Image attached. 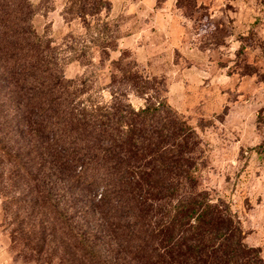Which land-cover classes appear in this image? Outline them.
<instances>
[{"label":"trees","instance_id":"obj_1","mask_svg":"<svg viewBox=\"0 0 264 264\" xmlns=\"http://www.w3.org/2000/svg\"><path fill=\"white\" fill-rule=\"evenodd\" d=\"M68 3L85 18L103 1ZM35 15L0 0V208L23 247L46 264H264L199 187L194 128L160 95L139 109L118 89L94 98L64 70L86 50L38 33ZM125 58L119 83L149 95Z\"/></svg>","mask_w":264,"mask_h":264},{"label":"rangeland","instance_id":"obj_2","mask_svg":"<svg viewBox=\"0 0 264 264\" xmlns=\"http://www.w3.org/2000/svg\"><path fill=\"white\" fill-rule=\"evenodd\" d=\"M31 1L38 33L86 50L66 63L68 78L89 77L100 101L126 92L136 109L160 95L194 128L199 187L231 208L264 258V0H179L165 19L136 0H102L85 18L68 0ZM122 56L152 81L149 95L119 83L112 60ZM14 228L0 208V264H46Z\"/></svg>","mask_w":264,"mask_h":264},{"label":"crops","instance_id":"obj_3","mask_svg":"<svg viewBox=\"0 0 264 264\" xmlns=\"http://www.w3.org/2000/svg\"><path fill=\"white\" fill-rule=\"evenodd\" d=\"M139 3H143L148 8L152 9L158 19L172 18L174 12V4L177 0H136ZM159 2V3H158ZM162 22V21H161ZM163 23V22H162Z\"/></svg>","mask_w":264,"mask_h":264}]
</instances>
